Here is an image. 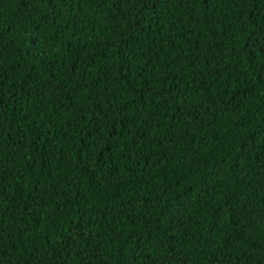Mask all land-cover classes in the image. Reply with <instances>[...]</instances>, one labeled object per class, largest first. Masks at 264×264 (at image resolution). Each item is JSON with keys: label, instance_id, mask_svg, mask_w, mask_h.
Listing matches in <instances>:
<instances>
[{"label": "trees", "instance_id": "trees-1", "mask_svg": "<svg viewBox=\"0 0 264 264\" xmlns=\"http://www.w3.org/2000/svg\"><path fill=\"white\" fill-rule=\"evenodd\" d=\"M0 99V264H264V0H0Z\"/></svg>", "mask_w": 264, "mask_h": 264}, {"label": "snow or ice", "instance_id": "snow-or-ice-1", "mask_svg": "<svg viewBox=\"0 0 264 264\" xmlns=\"http://www.w3.org/2000/svg\"><path fill=\"white\" fill-rule=\"evenodd\" d=\"M158 3H159V0H142V6H143V4H147L149 7H152V8H154L155 5H157ZM25 6H26V5H25ZM173 47H174V45H173ZM171 68H172V64L169 63V64L167 65L165 71H167V70H169V69H171ZM129 74H131V73H129ZM235 79H239V74H237V75L234 77V80H235ZM164 82L166 83L167 81H164ZM217 82H218V81H217ZM224 86H225V87H228V86H229L227 80L224 81ZM181 95H183V94L181 93ZM177 102L180 103L179 100H177ZM2 104H3V100L0 99V105H2ZM208 231H209V232H215V231H218V229H217V228L210 227V228L208 229ZM214 239H215V238H212V240H214ZM212 240H209V242H208L209 246H208L206 249H204V248L201 249V252H202V253H205V254H207V255H214V253H213L212 250H211V246H210L211 243H212Z\"/></svg>", "mask_w": 264, "mask_h": 264}]
</instances>
